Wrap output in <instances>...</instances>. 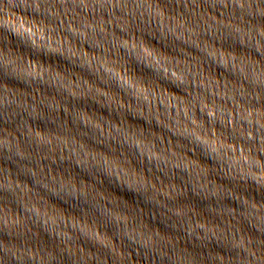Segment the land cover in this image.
Wrapping results in <instances>:
<instances>
[{
  "label": "water",
  "instance_id": "95a60500",
  "mask_svg": "<svg viewBox=\"0 0 264 264\" xmlns=\"http://www.w3.org/2000/svg\"><path fill=\"white\" fill-rule=\"evenodd\" d=\"M0 264H264V0H0Z\"/></svg>",
  "mask_w": 264,
  "mask_h": 264
}]
</instances>
